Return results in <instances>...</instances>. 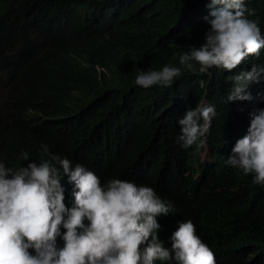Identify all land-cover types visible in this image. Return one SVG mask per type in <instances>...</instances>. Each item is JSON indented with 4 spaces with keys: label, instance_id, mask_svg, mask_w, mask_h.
I'll return each instance as SVG.
<instances>
[{
    "label": "trees",
    "instance_id": "16d2710c",
    "mask_svg": "<svg viewBox=\"0 0 264 264\" xmlns=\"http://www.w3.org/2000/svg\"><path fill=\"white\" fill-rule=\"evenodd\" d=\"M209 3L0 0V71L6 79L0 105V162L13 169L26 167L44 153L42 146H47L44 160L50 159L49 154H62L101 176L100 168L104 167L109 176L111 164L101 166L85 157L101 153L118 135L108 123L111 111L119 114L128 110L140 136L138 154L159 145L172 147L174 155L156 157L155 165L168 166L176 155L183 159L179 180L168 190V198L179 196L190 201L200 216L213 214L211 243L215 247H240L245 239L255 241L256 235L264 232V204L256 201L250 209L243 207L251 201V194L259 195L264 186L254 185L253 177L232 169L225 173V168L207 166L194 179L195 148L184 151L174 140L180 129L176 127V111L185 114L195 109L206 93L216 110L213 118L224 126L228 138L234 137L241 122L248 130L251 119L240 109L256 102L260 88L264 89L262 79L253 86L252 102L228 101L230 77L251 70L253 65L264 66V49L232 72L210 68L212 76L200 72L195 62L194 71L179 64L180 55L205 43L210 30L204 20L210 13ZM245 5L255 10L256 15L250 19H258L264 34V0H245ZM35 36H39L37 41ZM35 46L37 62L32 49ZM169 64L182 70L170 87L145 89L134 83L139 72L161 70ZM257 108L264 109V103H257ZM161 112L165 122L158 127ZM10 120L14 124L7 126ZM102 121L104 126L99 127ZM139 121H143L141 128ZM135 154L120 158L115 168L132 165ZM137 179L149 182L147 173ZM225 186L236 187L238 192L220 190ZM257 242L260 254L231 259L232 264H264V239ZM57 243L63 246L62 239Z\"/></svg>",
    "mask_w": 264,
    "mask_h": 264
},
{
    "label": "clouds",
    "instance_id": "9594fccd",
    "mask_svg": "<svg viewBox=\"0 0 264 264\" xmlns=\"http://www.w3.org/2000/svg\"><path fill=\"white\" fill-rule=\"evenodd\" d=\"M208 6L210 13L204 20L210 30L204 44L179 56L184 69L194 71L198 64L200 72L212 76L210 68L232 72L248 57L260 55L264 34L258 19H250L256 12L245 0H210ZM32 49L37 62L36 46ZM181 74V67L169 64L161 70L139 72L134 83L145 89L170 87ZM262 79L264 66L258 65L230 77L228 101L252 102L253 86ZM257 103H264L263 88L256 102L240 109L251 119L248 130L241 122L231 138L213 118L216 110L208 93L195 109L185 114L176 111L180 129L174 140L184 151L195 148L194 179L207 166L225 168V173L232 169L253 177L254 185L264 186V109H255ZM111 112L108 123L118 135L101 153L85 157L101 166L111 164L109 176L104 167L101 176L62 154L50 152V159L44 160L47 146L26 167L13 169L0 162V264H232L231 259L260 254L257 239H264V232L255 241L245 239L240 247H215L211 243L213 214L200 216L190 201L168 198V190L179 180L183 159L176 155L168 166L155 165L156 157L174 155L172 147L159 145L138 154L142 145L130 113L124 109L119 114ZM164 122L161 112L158 127ZM13 124L10 120L6 125ZM138 125L141 128L143 121ZM133 152L132 165L115 168L116 161ZM23 156L28 159L27 153ZM144 173L149 182L137 179ZM224 189L238 192L233 186L220 190ZM251 196L243 208L250 209L256 201L264 204V191ZM58 239L63 240L62 247Z\"/></svg>",
    "mask_w": 264,
    "mask_h": 264
},
{
    "label": "rangeland",
    "instance_id": "374dc122",
    "mask_svg": "<svg viewBox=\"0 0 264 264\" xmlns=\"http://www.w3.org/2000/svg\"><path fill=\"white\" fill-rule=\"evenodd\" d=\"M6 83V79L4 77V73L0 72V105L3 98L4 84Z\"/></svg>",
    "mask_w": 264,
    "mask_h": 264
}]
</instances>
